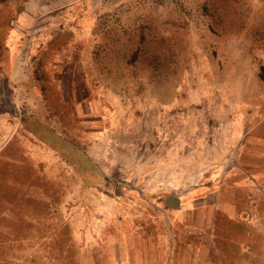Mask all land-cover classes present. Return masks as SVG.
<instances>
[{
    "label": "rangeland",
    "instance_id": "rangeland-1",
    "mask_svg": "<svg viewBox=\"0 0 264 264\" xmlns=\"http://www.w3.org/2000/svg\"><path fill=\"white\" fill-rule=\"evenodd\" d=\"M77 7L0 68V264H264V0Z\"/></svg>",
    "mask_w": 264,
    "mask_h": 264
},
{
    "label": "crops",
    "instance_id": "crops-1",
    "mask_svg": "<svg viewBox=\"0 0 264 264\" xmlns=\"http://www.w3.org/2000/svg\"><path fill=\"white\" fill-rule=\"evenodd\" d=\"M84 2L85 0H0V3L7 6V11H2V13H0V47H7L9 51V58L5 59L4 56V61L0 63V68L14 67L15 73L13 72V75L11 74L13 78L16 77V68L19 65V51L28 53L25 57L26 63L30 58L29 53L35 50L38 54V59H47L51 58L50 55L47 56V53H50V51H62L65 50L66 47L69 48V44L64 43L62 38L59 42L53 38L57 35L61 37L70 32H68L67 29H65V31H60L59 29L49 26L55 24V21H66L70 23V21L78 19L80 16L78 9H80V7L78 8L77 6L82 5ZM5 27H8V29H5ZM86 59V56L80 57L81 62H85V64ZM31 134L32 136H36L34 132ZM45 134L47 133L41 132L40 135L46 136ZM47 138L51 140H47ZM47 138H43L42 141L39 140V143L48 150H51L53 147H59L52 142V140L55 139L53 136L49 135ZM62 141L64 142V140ZM59 148L60 151H62L61 147ZM187 206L190 207L191 205ZM183 207L184 205L183 203L180 204L179 199L175 207H168L165 204L163 206L168 216L172 219H177V216L185 210L182 209ZM191 210L192 209H190V212H192ZM202 212L203 210H201V213ZM172 219L171 221H173ZM159 229H161L158 233L159 240L163 242L164 238L167 241L169 235H164L165 230H163L162 227H159ZM169 234H172V232H169ZM168 242L171 243L170 240Z\"/></svg>",
    "mask_w": 264,
    "mask_h": 264
},
{
    "label": "built area",
    "instance_id": "built-area-1",
    "mask_svg": "<svg viewBox=\"0 0 264 264\" xmlns=\"http://www.w3.org/2000/svg\"><path fill=\"white\" fill-rule=\"evenodd\" d=\"M24 60V59H23Z\"/></svg>",
    "mask_w": 264,
    "mask_h": 264
}]
</instances>
